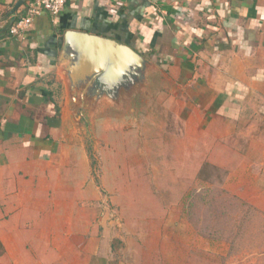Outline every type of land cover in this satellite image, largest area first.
Segmentation results:
<instances>
[{"label": "crops", "instance_id": "1", "mask_svg": "<svg viewBox=\"0 0 264 264\" xmlns=\"http://www.w3.org/2000/svg\"><path fill=\"white\" fill-rule=\"evenodd\" d=\"M28 1L0 0V264H132L94 223L96 165L58 73L68 30L164 70L177 118L220 141L221 164L250 163L229 177L255 184L264 209V0H67L12 34Z\"/></svg>", "mask_w": 264, "mask_h": 264}, {"label": "rangeland", "instance_id": "2", "mask_svg": "<svg viewBox=\"0 0 264 264\" xmlns=\"http://www.w3.org/2000/svg\"><path fill=\"white\" fill-rule=\"evenodd\" d=\"M164 73L147 68L114 104L102 94L93 117L85 111L69 122L96 165L99 235L111 238L116 262L264 264L262 198L250 180L229 177L250 163H220V141L194 133L165 99L172 85Z\"/></svg>", "mask_w": 264, "mask_h": 264}, {"label": "water", "instance_id": "3", "mask_svg": "<svg viewBox=\"0 0 264 264\" xmlns=\"http://www.w3.org/2000/svg\"><path fill=\"white\" fill-rule=\"evenodd\" d=\"M58 63L69 108L78 118L85 111L93 117L94 105L106 100L102 94L114 104L120 87L141 82L147 68L157 67L125 43L81 30L65 32Z\"/></svg>", "mask_w": 264, "mask_h": 264}, {"label": "built area", "instance_id": "4", "mask_svg": "<svg viewBox=\"0 0 264 264\" xmlns=\"http://www.w3.org/2000/svg\"><path fill=\"white\" fill-rule=\"evenodd\" d=\"M67 0H31L26 3L21 14L10 27L12 34L22 35L23 31L31 26L37 15L43 11L57 15L63 9Z\"/></svg>", "mask_w": 264, "mask_h": 264}]
</instances>
